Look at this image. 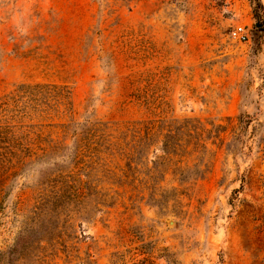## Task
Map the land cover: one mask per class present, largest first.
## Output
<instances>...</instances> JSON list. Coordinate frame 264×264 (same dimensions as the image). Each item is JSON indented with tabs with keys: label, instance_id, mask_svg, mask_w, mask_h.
<instances>
[{
	"label": "rangeland",
	"instance_id": "374dc122",
	"mask_svg": "<svg viewBox=\"0 0 264 264\" xmlns=\"http://www.w3.org/2000/svg\"><path fill=\"white\" fill-rule=\"evenodd\" d=\"M0 264H264V0H0Z\"/></svg>",
	"mask_w": 264,
	"mask_h": 264
},
{
	"label": "built area",
	"instance_id": "2783aa9c",
	"mask_svg": "<svg viewBox=\"0 0 264 264\" xmlns=\"http://www.w3.org/2000/svg\"><path fill=\"white\" fill-rule=\"evenodd\" d=\"M232 37L233 39L240 41V42H246L248 39V36L244 33H241L240 31H233Z\"/></svg>",
	"mask_w": 264,
	"mask_h": 264
}]
</instances>
